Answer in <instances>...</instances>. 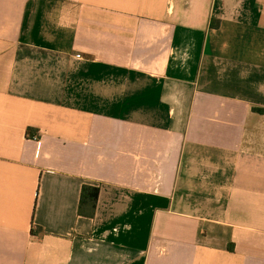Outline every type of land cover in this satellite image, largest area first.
Returning <instances> with one entry per match:
<instances>
[{"label":"crops","instance_id":"crops-1","mask_svg":"<svg viewBox=\"0 0 264 264\" xmlns=\"http://www.w3.org/2000/svg\"><path fill=\"white\" fill-rule=\"evenodd\" d=\"M260 109L264 0H0V264H264Z\"/></svg>","mask_w":264,"mask_h":264},{"label":"trees","instance_id":"trees-1","mask_svg":"<svg viewBox=\"0 0 264 264\" xmlns=\"http://www.w3.org/2000/svg\"><path fill=\"white\" fill-rule=\"evenodd\" d=\"M259 112L264 114V109ZM33 129L28 130V135L35 137ZM100 195V188L96 186L85 185L82 188L81 199L79 204V215L83 217L93 218L96 213L97 203Z\"/></svg>","mask_w":264,"mask_h":264}]
</instances>
